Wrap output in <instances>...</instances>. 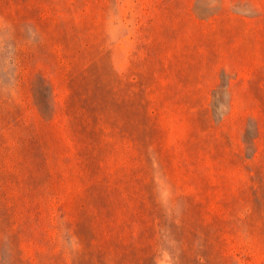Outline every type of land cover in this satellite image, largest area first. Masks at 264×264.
<instances>
[{
	"label": "rangeland",
	"instance_id": "rangeland-1",
	"mask_svg": "<svg viewBox=\"0 0 264 264\" xmlns=\"http://www.w3.org/2000/svg\"><path fill=\"white\" fill-rule=\"evenodd\" d=\"M0 264H264V0H0Z\"/></svg>",
	"mask_w": 264,
	"mask_h": 264
}]
</instances>
